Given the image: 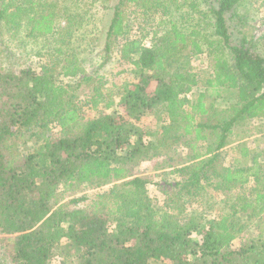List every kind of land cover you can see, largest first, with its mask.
Instances as JSON below:
<instances>
[{"label": "trees", "instance_id": "trees-1", "mask_svg": "<svg viewBox=\"0 0 264 264\" xmlns=\"http://www.w3.org/2000/svg\"><path fill=\"white\" fill-rule=\"evenodd\" d=\"M107 1L0 0V56H9L2 37L11 29L12 36L24 32L20 46L42 38L59 57L51 65L0 64V247L7 264H264V226L255 234L250 228L264 213V151L247 161L251 149L239 142L243 160L217 163L233 127L264 116V54L239 11L245 0H149L162 9L161 30L138 26L135 34L124 8L144 0ZM99 9L111 11L104 43L91 56ZM114 43L133 80L110 93L93 88L88 101L98 110L85 118L72 102L75 90L110 61ZM201 53L212 57V72L191 98L198 84L191 58ZM94 62L89 73L86 63ZM222 92L229 104L218 117L204 97ZM178 146L185 148L180 178L163 180L178 194H205L209 185H249V192L225 195L218 216L184 201L177 213L156 205L149 181L134 170L149 162L161 170L157 176L167 175ZM104 187L95 208L76 207L87 199L80 191ZM247 229L251 237L235 246Z\"/></svg>", "mask_w": 264, "mask_h": 264}, {"label": "rangeland", "instance_id": "rangeland-1", "mask_svg": "<svg viewBox=\"0 0 264 264\" xmlns=\"http://www.w3.org/2000/svg\"><path fill=\"white\" fill-rule=\"evenodd\" d=\"M84 1V0H83ZM85 3H88V0H85ZM115 0H108L107 6L113 4ZM149 0H144L140 3L134 5H128L124 8V16L126 18L125 21H128L132 27V34L136 33L138 26H142V29L145 27L149 29L150 27L154 30L160 31L162 24L161 20H163L162 9L156 7H152L150 3H147ZM262 0H245L243 4L239 7V11L241 14H244L248 17L250 24L253 26L252 33L254 37L259 38V52L264 54V6L261 3ZM81 3L82 0H79ZM82 4V3H81ZM100 8V7H99ZM110 9H99V12L96 13L95 20V28L94 32L91 33V40H93L92 48L88 47L91 52V56H97V52L101 49L102 44L105 40V29L106 24L109 18ZM14 22H16V18H14ZM61 25H63L61 23ZM13 26V23L10 22V28ZM20 28V27H19ZM144 31V30H143ZM142 31V32H143ZM14 31L11 29L3 33V41L5 46L7 47V52L9 56H0V64L13 65L16 68L21 66H27L32 62L36 64H53L54 60L57 61L59 58L56 52H52L51 49L47 47L51 45V41L40 39L39 45L36 40L35 43L33 41H26L24 46H20V40L24 35V32H19L14 36L11 35ZM145 41H148L146 39ZM91 45V44H90ZM39 46V47H38ZM41 48V55L39 57L36 56L35 52ZM117 46L116 43L112 44L111 47V55L110 61L101 68H98L96 72L92 73L91 79L88 81H83L79 88L75 90L74 97L72 102L78 108H81L80 114L85 118H89L93 115L95 110H98V107H91V103H89L88 99L90 96L91 90L94 88H98L99 93H110L114 91L116 86L123 81H132L131 75L128 73V70L131 68L128 62L121 61L118 54L116 53ZM97 58V57H96ZM32 61V62H31ZM98 64L94 62V65L89 67V64L86 63V68L90 72L97 67ZM212 57L205 53L193 55L191 58L190 68L195 73L196 78L198 79L197 87H194L192 90V94L190 93L191 98H195L199 91L204 90V85L202 81L206 77H210L212 69ZM121 70H125L121 72ZM96 73V74H95ZM95 91V90H94ZM96 93V92H94ZM211 93V92H210ZM226 92H222V96L213 97L209 94H206L204 97L205 104L209 106L211 111H215L214 116L219 115L223 109L229 104L228 95ZM212 107H211V106ZM213 115H204L202 118L207 120L211 117L213 119ZM53 127V126H52ZM234 133L230 136L228 143L219 151V158L217 160L218 166L229 167L232 166L233 161L240 158V147L239 142L244 144L248 148H250L249 157H246L245 160L250 161L252 154L257 152L264 151V116L260 119H253L248 123H240L233 127ZM57 129L53 127L48 131L49 135H54ZM185 148L182 146H178L172 152L173 161L170 162V167L165 168L167 170V175L157 176V172L161 171L159 169H154L149 162L141 163L134 170L135 175L142 176L149 181L147 185L148 191L151 196H153L156 200V205L168 209L170 212L177 213V205H180L181 202H185V206L188 208H197L204 210L206 215L210 216H218L220 214L221 208L225 207L223 203H220V200L224 198L228 193L233 195L243 196L249 192V185L247 187H233L232 189H221L217 191L214 189L212 185L204 186L205 194L201 192H197L194 195H187L186 191L177 193L176 188L171 184L165 183L164 179L168 181L174 182L180 178V168L182 165H179V160L184 156ZM234 159V160H233ZM258 159H262V155L259 153ZM243 160V158H240ZM172 166V167H171ZM174 168V169H173ZM174 171L173 173H169L170 171ZM158 182V183H157ZM109 187H104L101 189H84L80 191L81 193L86 194L87 199L80 201L76 207L80 209H93L95 208V201L97 199V194L103 192ZM186 194V195H184ZM204 194V196H203ZM71 195V194H70ZM213 200L211 202L212 206H208L205 208L204 200ZM220 212V213H219ZM260 224L256 225L254 222L250 228L253 230L255 234L256 231L264 226V213L260 216ZM2 235L0 234V246L4 240H1ZM251 234L248 229L240 233L237 239L234 241V245L236 246L240 240L249 239ZM0 264H7V256L1 251L0 247Z\"/></svg>", "mask_w": 264, "mask_h": 264}]
</instances>
